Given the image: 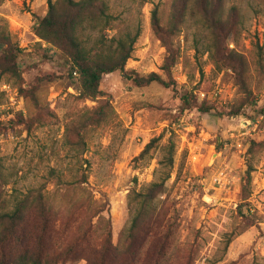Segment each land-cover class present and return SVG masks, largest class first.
<instances>
[{
    "label": "rangeland",
    "instance_id": "obj_1",
    "mask_svg": "<svg viewBox=\"0 0 264 264\" xmlns=\"http://www.w3.org/2000/svg\"><path fill=\"white\" fill-rule=\"evenodd\" d=\"M47 1L3 0L0 4V19L6 20L12 40L28 54L22 59L24 88L38 83L40 108L47 111L38 113L30 100L21 98L12 82L0 81V160L8 182L4 188L7 204L14 196L44 191L53 199L55 209H62L56 214L54 230L60 234L58 238L65 236L68 230L62 198L83 163L88 174L86 190L79 186L75 190L83 200H91V193L93 200L104 203L113 225L123 229L135 211L128 205L129 192L139 191L157 179L161 148L174 131V168L164 192L154 200L158 227L150 231L147 241L168 235L170 245L159 264H264V150L252 160L251 196L240 209L244 213L238 206L251 142L264 139V113L256 115L244 107L239 116L227 114L242 94L230 68L214 70L207 52L208 31L188 17L181 33L174 37L180 56L172 77L181 93L193 90L200 99L206 93L215 105L213 110L180 113L172 86L152 83L137 87L125 72L116 71L102 81L103 91L111 96L113 114L105 124L88 131L87 150L79 154L65 145L67 115L74 106L92 108L97 103L76 102L69 97L76 91L62 54L56 51L49 55L36 46L40 40L33 27L37 18L46 14ZM174 1L107 0L114 16L109 35L139 32L126 71L139 75L156 72L168 79L161 70L166 49L153 35L151 12L158 6L165 25ZM234 5L241 13L243 33L239 45L230 42L229 47L244 54L249 63L251 88L259 108L264 103V83L256 69L255 49L257 45L262 48L264 61V0H225L224 8ZM3 85L9 89L4 90ZM19 113L24 117L38 115L43 125H36L30 132L22 126L4 128ZM157 138L149 152L139 157ZM82 210L70 223L69 238L82 221ZM96 222L94 218L93 225ZM91 233V246L98 247L102 234ZM61 264L86 262L79 259Z\"/></svg>",
    "mask_w": 264,
    "mask_h": 264
},
{
    "label": "trees",
    "instance_id": "obj_2",
    "mask_svg": "<svg viewBox=\"0 0 264 264\" xmlns=\"http://www.w3.org/2000/svg\"><path fill=\"white\" fill-rule=\"evenodd\" d=\"M3 0H0V4ZM47 12L37 18L33 32L40 42L37 48H43L47 54L53 55L59 51L64 58V66L68 77L76 91L69 94L74 101H96L92 108L74 106L67 115L65 145L70 152L83 154L87 150L88 131L93 127L105 124L113 114L111 96L102 89L103 77L107 74L125 72L127 79L137 87L158 83L174 89L173 98L178 102V110H197L209 113L215 108L207 94L199 98L193 90L184 93L175 89L172 68L177 63L180 53L174 44L185 26L188 17L203 26L208 31L209 47L207 52L214 65V70L222 71L230 68L235 73V80L242 94L240 101L233 105L227 113L239 116L244 107H249L256 115H263L264 103L258 108L256 97L251 88L250 67L244 54L229 47L233 42L239 45L243 33L241 13L237 6L225 9V0H175L172 5L169 20L162 24L160 10L155 6L151 12V26L155 39L159 40L166 49L161 74L151 72L139 75L135 71H126V65L134 53V46L139 38V32H130L118 36H110L114 16L110 12L107 0H48ZM258 60L256 69L264 83V61L261 59L262 48L255 49ZM28 54L12 40L7 22L0 19V81L12 82L19 90L22 99L30 100L38 113L47 112L40 108L37 96L38 83L30 88H24L23 58ZM263 124V123H262ZM2 123L0 122V126ZM36 125H43L40 116L24 117L15 114L6 129L22 126L30 132ZM162 146V157L155 170L157 179L145 185L141 190H132L128 194V205L134 211L129 225L118 230L113 225L110 210L104 203L93 200H83L75 189L86 190L88 174L84 164L80 163V173L75 174L65 188L62 198L65 202V236L58 238L55 217L62 209H55L53 199L42 190L29 191L22 197L14 196L11 204L4 198V188L8 183L4 178L0 160V264H61L83 260L86 264H138L146 261L159 264L166 256L170 243L166 233L153 237L148 243V237L153 228L158 227L155 218L154 200L166 187L174 168L175 142L172 138L174 131ZM153 139L146 145L139 157H143L154 146ZM264 150V139L252 141L247 159V169L242 177L239 210L245 206L244 201L251 196L253 158L258 151ZM152 157L149 158V160ZM72 185L73 187H71ZM93 205H91V204ZM84 213L82 221L76 227L71 237L70 223L80 211ZM61 211V212H60ZM241 213H244L240 210ZM97 222L93 225V219ZM159 218V217H158ZM91 231H100L102 242L98 247L91 246ZM63 238H65L63 240ZM61 241L60 243H57Z\"/></svg>",
    "mask_w": 264,
    "mask_h": 264
},
{
    "label": "built area",
    "instance_id": "obj_3",
    "mask_svg": "<svg viewBox=\"0 0 264 264\" xmlns=\"http://www.w3.org/2000/svg\"><path fill=\"white\" fill-rule=\"evenodd\" d=\"M2 88H4V90H6V91L9 89V87L7 85H3Z\"/></svg>",
    "mask_w": 264,
    "mask_h": 264
}]
</instances>
